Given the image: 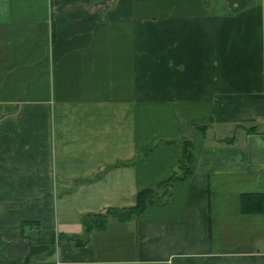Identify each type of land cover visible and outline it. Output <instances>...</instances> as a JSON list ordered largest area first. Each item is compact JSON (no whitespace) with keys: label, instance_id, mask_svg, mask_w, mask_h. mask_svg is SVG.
<instances>
[{"label":"crops","instance_id":"1","mask_svg":"<svg viewBox=\"0 0 264 264\" xmlns=\"http://www.w3.org/2000/svg\"><path fill=\"white\" fill-rule=\"evenodd\" d=\"M0 264H264V0H0Z\"/></svg>","mask_w":264,"mask_h":264},{"label":"trees","instance_id":"2","mask_svg":"<svg viewBox=\"0 0 264 264\" xmlns=\"http://www.w3.org/2000/svg\"><path fill=\"white\" fill-rule=\"evenodd\" d=\"M242 127L246 130L256 131L258 127L255 124L244 126L235 125L234 128ZM233 135L225 137L226 141H231ZM190 156V140H182V152L181 156L177 161V166L182 168L180 174H172L164 181H160L155 186H149L136 191L135 201L131 205L127 206H108L103 212H88L81 217V223L83 224L86 234L92 229H100L106 223L108 218H114L117 220H128L135 217L146 205L159 203L164 200L168 195L167 184L171 183L172 180L180 178L187 171V162ZM262 194L260 192H241L239 195V206L240 209L246 212H257L262 209ZM86 238L78 240L79 243H83Z\"/></svg>","mask_w":264,"mask_h":264}]
</instances>
